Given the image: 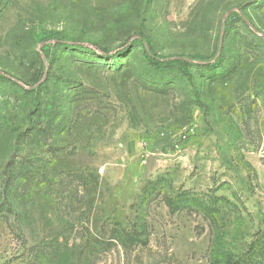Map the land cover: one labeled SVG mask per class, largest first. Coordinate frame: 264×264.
<instances>
[{
  "label": "rangeland",
  "instance_id": "374dc122",
  "mask_svg": "<svg viewBox=\"0 0 264 264\" xmlns=\"http://www.w3.org/2000/svg\"><path fill=\"white\" fill-rule=\"evenodd\" d=\"M0 264H264V0H0Z\"/></svg>",
  "mask_w": 264,
  "mask_h": 264
},
{
  "label": "trees",
  "instance_id": "16d2710c",
  "mask_svg": "<svg viewBox=\"0 0 264 264\" xmlns=\"http://www.w3.org/2000/svg\"><path fill=\"white\" fill-rule=\"evenodd\" d=\"M179 68L186 74L187 77H191V73L187 69V65L184 61H179ZM136 241H139V235L133 233H124L117 229H112L111 234L108 236L107 239V242H109V244L120 243L125 247L129 246L131 243H135ZM259 246L261 247V245Z\"/></svg>",
  "mask_w": 264,
  "mask_h": 264
}]
</instances>
